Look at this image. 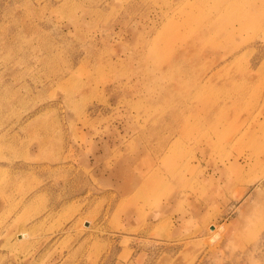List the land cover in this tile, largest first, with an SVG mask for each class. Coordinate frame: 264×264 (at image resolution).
Returning <instances> with one entry per match:
<instances>
[{"label":"rangeland","instance_id":"1","mask_svg":"<svg viewBox=\"0 0 264 264\" xmlns=\"http://www.w3.org/2000/svg\"><path fill=\"white\" fill-rule=\"evenodd\" d=\"M240 5L0 0V264H264V23L186 50Z\"/></svg>","mask_w":264,"mask_h":264},{"label":"bare ground","instance_id":"2","mask_svg":"<svg viewBox=\"0 0 264 264\" xmlns=\"http://www.w3.org/2000/svg\"><path fill=\"white\" fill-rule=\"evenodd\" d=\"M224 1L230 2L231 5L232 4L240 5L239 4L240 2L245 4V7L243 6V8L240 5L241 9H239V11H238V19L233 18V17H228V16L224 15L223 13H221L219 16L213 17L207 23L202 24L200 26V28L195 32L194 38L192 41L195 40L196 42L194 41L195 43H191V42L188 43V48H186V50H194V52H195V50H196L195 45H198V47L200 45H202L204 48H211V46H213L215 44H219V45H220V43L223 44L222 42L230 40L233 37L234 29L240 30V29L244 28L247 24L264 23V12L258 13V7L256 6L257 0H253V1H251V0H224ZM235 24H238L239 26L236 27ZM209 34L217 35L218 39H215L213 37L207 38L206 36H208ZM211 51L213 52L212 54H214V55L212 57V61L210 62V67L215 66L212 74L207 75V72H202L201 74L198 75V77L194 78V80H188L185 84L182 83L183 79H176L171 83L172 86L174 88L175 87L177 88L181 85L182 87L184 86L185 90H187V91H192V89H193V91L198 90L199 92L213 91L216 87L222 86L224 84L223 83L224 80L222 81V78L220 76V73H221L220 71L226 65L230 64L232 62V60L237 58L240 50L238 49V47H228V48L225 47L222 49V53H223L222 55H221V53H217L215 49H212ZM179 54H180V52L178 51L177 56ZM184 76H185V78H187V76H190V75L187 73H184ZM209 86H211L210 89H208ZM199 97H200L199 94H195V96L193 97V101L194 102L199 101ZM239 97L240 96H238L237 98H239ZM187 101L188 100L185 99L183 101V104H180V105L182 107L186 108ZM214 101H216V100H214ZM203 102H204V100H203ZM216 106H217L216 104H212V106H210V108H209V112H207V113H211V112L215 113L216 112ZM222 108H223V105L218 107V112L215 116L220 114V112L222 111ZM179 110H180V108H179ZM220 116L223 117L224 114H220ZM217 119L220 120L222 118L218 117ZM175 125H176V123H175ZM179 126L180 125H178V127ZM178 127L176 129H178ZM180 131H181V128H180ZM168 148H170L172 150V147L169 146ZM168 152H170V150H168ZM254 163H255V161H254ZM247 164H248V162H246V165ZM234 167L236 168V170L241 169L240 167L237 168V165H235ZM168 169L171 170L172 168L169 166ZM239 175H240V173H239ZM136 183H138L140 186H142L143 190L145 189V187H143V180H141V179L137 180ZM152 187H153V185H151L150 187H148L146 189H150L149 192L152 193L153 192ZM143 190H142V192H143Z\"/></svg>","mask_w":264,"mask_h":264}]
</instances>
